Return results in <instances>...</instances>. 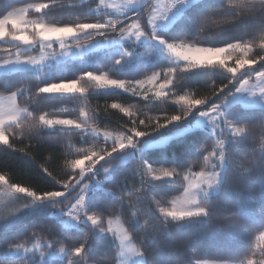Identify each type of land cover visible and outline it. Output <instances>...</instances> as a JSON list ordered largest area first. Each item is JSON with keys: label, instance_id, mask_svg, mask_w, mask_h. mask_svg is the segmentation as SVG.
Wrapping results in <instances>:
<instances>
[{"label": "snow or ice", "instance_id": "snow-or-ice-1", "mask_svg": "<svg viewBox=\"0 0 264 264\" xmlns=\"http://www.w3.org/2000/svg\"><path fill=\"white\" fill-rule=\"evenodd\" d=\"M65 10L69 19L45 20ZM99 48L105 67L94 71L86 57ZM0 53V151L53 149L66 177L45 168L53 190L37 191L0 173V264H264V243L251 244L254 232L264 242V0H42L0 12ZM74 57L76 77L53 71ZM25 75L31 87L12 82ZM146 82L151 98L138 91ZM114 90L145 110L112 103L129 119L100 131L86 102ZM65 101L74 118L56 108ZM218 215L244 234L245 259L160 255ZM27 216L46 219L9 238Z\"/></svg>", "mask_w": 264, "mask_h": 264}, {"label": "trees", "instance_id": "trees-1", "mask_svg": "<svg viewBox=\"0 0 264 264\" xmlns=\"http://www.w3.org/2000/svg\"><path fill=\"white\" fill-rule=\"evenodd\" d=\"M39 2H42V0H0V12L12 10V8H19L29 3ZM29 15L36 18L40 14L30 11ZM53 19L61 21L69 19L67 10H65L63 13H54L49 17H45L46 21ZM235 35L238 36L240 33L237 32ZM256 50L258 51L259 49ZM237 55L241 54L234 53L233 60ZM105 57L106 51L90 54L86 57V59L92 64V70L95 71L96 68L102 69L105 67ZM83 63L84 60H68L67 64H61L59 66L54 65L53 71H55L58 75L72 79L77 76V72ZM18 80H23L27 87H31L34 83L33 79L27 75L12 78L13 83H16ZM217 83L219 84V81ZM97 91L103 93L105 90L98 89ZM114 91L120 94L97 95L90 97L86 102L89 109L95 110L98 114H100L101 118L106 121L105 124L100 126V131L115 130L118 123H123L129 119L128 117H125L123 113L119 112L118 109H112L110 107L112 103H119L123 107H130L134 105L141 108L142 111L145 110L143 109V105L146 102L141 96H134L132 93H121L120 90ZM138 91L143 92V90L140 89H138ZM186 91L190 93L195 92L196 87L186 89ZM200 91L202 94H210L204 89H200ZM6 94L8 93L0 92V95ZM148 95L151 98L153 93L148 91ZM25 99H27V96H25ZM153 102L158 103L159 101ZM74 107V103L68 101L56 104L57 109H67L66 112L61 113L62 115L70 116L72 118L78 114L77 111H74ZM149 115L154 116L155 113H149ZM256 138L259 140V134H257ZM72 143L78 148L81 141L78 138H73ZM91 146L92 145L89 144L87 147ZM18 147L21 149L19 152H13L10 149L0 151V173H2L10 183L15 182L21 186L30 187L37 191L53 190L51 185L54 183V181L51 180V177H48L47 173L44 171L45 168H47L48 172H51L57 180L66 179L63 171L65 161L60 158L59 152H56L53 149L37 146L35 145V142H32V150L28 151L27 155H25L24 153L27 151V142H25V144L18 145ZM0 148H3V146L0 145ZM257 148H259V144H257ZM55 189L62 190V186L60 184H56ZM180 194L181 193L179 191L173 193V195ZM240 198L242 201L247 202V192L243 189L240 190ZM168 199L170 201L172 196H169ZM41 219H46V217H24L21 223L13 225L9 229L7 235L9 238H12L13 236L22 232L24 224L29 220H32L33 223L38 224ZM223 223L224 216L218 215L211 224L195 225L187 229L185 232L177 234L169 242L170 245H172L171 247H169L167 250L159 249L158 251L161 256L167 255L168 252L173 254L178 253L182 258H191L193 261H195L197 258L201 260L209 259L210 257L214 256L217 251H221L226 254L242 252V250L245 249V245L243 243L245 239L244 234L239 230L225 229L223 227ZM257 237L258 232H254L251 236V244L253 248L256 244L264 243L259 241ZM105 247L106 245L104 241H99L97 243L98 249H104ZM247 255H250V253L243 251L238 258L245 259ZM253 259H258V257H253Z\"/></svg>", "mask_w": 264, "mask_h": 264}, {"label": "rangeland", "instance_id": "rangeland-1", "mask_svg": "<svg viewBox=\"0 0 264 264\" xmlns=\"http://www.w3.org/2000/svg\"><path fill=\"white\" fill-rule=\"evenodd\" d=\"M109 2H111V0H109ZM115 2L116 3H119L120 2V0H115ZM169 2V0H161V3H168ZM27 5H25V6H22V7H19V8H23V7H26ZM31 11V10H30ZM29 11V12H30ZM27 18L28 19H33L34 17H32V16H30L29 15V13H28V16H27ZM83 43V42H82ZM57 51H59V49L57 48ZM105 51V49L104 48H99V49H96L95 51H94V53H98V52H104ZM93 54V53H92ZM2 58H3V54L2 53H0V62H2ZM68 60H83L82 58H80V57H74V58H69ZM229 63H233L234 62V60H229L228 61ZM138 89H140V90H148L149 92H151V93H153L154 92V88H153V85H151V84H149V83H145L142 87H138ZM128 93H131V92H128ZM6 95H8V94H6ZM6 95H4V96H6ZM102 131V130H101ZM101 163H103V161H101ZM119 163V162H118ZM97 167H99V165H97ZM98 180H102L103 179V176H101V177H98L97 178ZM4 186L3 185H0V188H3ZM3 211V209H0V212H2ZM114 227H116V223H115V221H114V225H113ZM56 258H59V257H56ZM204 260V259H203Z\"/></svg>", "mask_w": 264, "mask_h": 264}]
</instances>
